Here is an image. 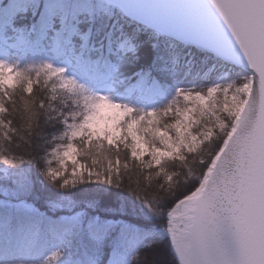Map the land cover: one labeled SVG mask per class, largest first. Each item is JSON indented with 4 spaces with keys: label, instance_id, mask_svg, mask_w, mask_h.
<instances>
[{
    "label": "snow or ice",
    "instance_id": "obj_1",
    "mask_svg": "<svg viewBox=\"0 0 264 264\" xmlns=\"http://www.w3.org/2000/svg\"><path fill=\"white\" fill-rule=\"evenodd\" d=\"M0 264H264V0H0Z\"/></svg>",
    "mask_w": 264,
    "mask_h": 264
}]
</instances>
